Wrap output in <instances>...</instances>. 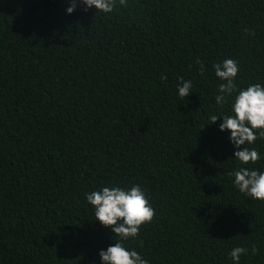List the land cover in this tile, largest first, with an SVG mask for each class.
<instances>
[{"label":"trees","instance_id":"1","mask_svg":"<svg viewBox=\"0 0 264 264\" xmlns=\"http://www.w3.org/2000/svg\"><path fill=\"white\" fill-rule=\"evenodd\" d=\"M70 6L0 0V264H102L119 237L86 194L136 184L156 215L124 243L149 264H235L237 246L239 264H264V201L229 175L264 171V139L241 165L223 117L210 122L238 94L216 103L213 64L264 85V0ZM179 77L193 83L183 99Z\"/></svg>","mask_w":264,"mask_h":264},{"label":"clouds","instance_id":"2","mask_svg":"<svg viewBox=\"0 0 264 264\" xmlns=\"http://www.w3.org/2000/svg\"><path fill=\"white\" fill-rule=\"evenodd\" d=\"M86 5L85 10L95 6L97 12L110 13L117 6V0H81ZM119 5L127 7V0H118ZM77 7V0H71V6L67 8L72 13ZM246 34L249 33L245 29ZM201 74L205 71L203 61L197 58ZM215 75L223 81L218 85V94L215 96L216 103L223 106L233 98L231 115H212L210 122H216L223 117L220 123L221 131L230 130V141L237 149L234 158L241 164H254L260 159V153L256 148L246 145L254 144L259 139H264V85L253 83L246 88H238L236 78L240 71L238 61L227 58L222 62L213 64ZM166 80V76L161 77ZM177 85L178 96L183 99L192 92L193 83L179 77ZM243 146V147H241ZM234 177L233 183L238 190L251 197L264 201V171L239 167L229 173ZM87 201L94 207L95 219L99 220L104 227L111 228L119 237L114 245L99 252L102 264H149L135 249H129L124 241L139 236L143 225L151 223L156 215V210L147 198L145 191L140 185H132L130 188L113 186L103 187L86 194ZM258 251L252 247V253ZM248 253V248L237 246L231 250L230 256L235 264H239L241 255Z\"/></svg>","mask_w":264,"mask_h":264}]
</instances>
